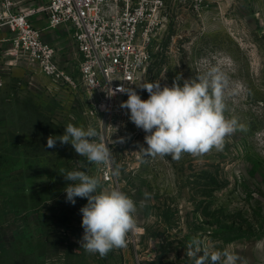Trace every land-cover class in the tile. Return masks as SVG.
Returning a JSON list of instances; mask_svg holds the SVG:
<instances>
[{
    "label": "rangeland",
    "instance_id": "1",
    "mask_svg": "<svg viewBox=\"0 0 264 264\" xmlns=\"http://www.w3.org/2000/svg\"><path fill=\"white\" fill-rule=\"evenodd\" d=\"M34 19L75 73L79 53L70 26L51 27L42 12ZM10 37L0 32V264H192L185 249L193 238L209 251L234 252L237 264H264V0H208L198 8L191 0H166L135 90L146 100L143 84L171 86L179 75L182 85L220 65L238 86L226 115L246 126L222 151L179 161L143 157L146 133L120 107L128 98L90 112L82 88L69 90L25 63L14 65ZM69 123L97 129L113 152L111 170L88 163L70 143L47 147V138L63 135ZM117 165L118 177L111 174ZM74 170L101 177L103 187L117 186L136 202L137 229L127 247L104 258L81 247L80 209L88 201L72 204L64 191L73 182L63 174Z\"/></svg>",
    "mask_w": 264,
    "mask_h": 264
},
{
    "label": "clouds",
    "instance_id": "2",
    "mask_svg": "<svg viewBox=\"0 0 264 264\" xmlns=\"http://www.w3.org/2000/svg\"><path fill=\"white\" fill-rule=\"evenodd\" d=\"M177 76L171 86L161 87L160 82L139 86L148 92L142 99L132 87L121 86L118 91L128 97L120 105L130 113V121L146 135L141 146L143 157H171L179 161L182 155L201 157L212 150L222 151L226 139L246 126L235 116H227V99L238 94V86L231 84L220 65H212L195 78L183 80ZM49 136L47 147L53 148L57 140L71 144L75 152L90 164L102 165L111 170L113 152L96 128L67 124L63 135ZM123 143V138L120 139ZM113 143H115L113 141ZM143 162V161H142ZM119 176V166L111 171ZM73 183L66 186V198L75 204V198H86L80 212L84 229L81 247L101 258L114 249L127 247L128 234L137 229L136 202L117 186L103 187L101 177L89 176L85 171L74 170L63 174ZM145 199L150 198L144 193ZM141 207L144 202H141ZM192 264H237L240 257L227 249L209 251L201 247L199 239L190 240L185 249Z\"/></svg>",
    "mask_w": 264,
    "mask_h": 264
},
{
    "label": "built area",
    "instance_id": "3",
    "mask_svg": "<svg viewBox=\"0 0 264 264\" xmlns=\"http://www.w3.org/2000/svg\"><path fill=\"white\" fill-rule=\"evenodd\" d=\"M208 0H191L201 7ZM18 0H0V32L10 34L14 65L25 63L72 91L82 88L93 104L90 112L110 111L118 91L135 85L151 61L149 46L162 21L166 0H43L16 10ZM42 12L51 27L70 26L79 53L72 72L42 35L32 16ZM4 81L0 73V87ZM106 179H111L108 173Z\"/></svg>",
    "mask_w": 264,
    "mask_h": 264
},
{
    "label": "crops",
    "instance_id": "4",
    "mask_svg": "<svg viewBox=\"0 0 264 264\" xmlns=\"http://www.w3.org/2000/svg\"><path fill=\"white\" fill-rule=\"evenodd\" d=\"M43 0H41V2H42ZM19 3H20V1L18 0V2H17V5H16V7H15V9L16 10H22V9H26V8H30V7H20V5H19ZM35 6V5H34ZM34 6H32V7H34ZM19 7V8H18ZM37 15H38V13L36 14V15H34V16H32V21L35 23V19L34 18H36L37 17ZM45 15V14H44ZM78 62H79V57H78ZM78 62H77V65H78Z\"/></svg>",
    "mask_w": 264,
    "mask_h": 264
}]
</instances>
